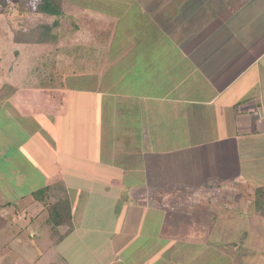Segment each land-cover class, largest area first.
I'll return each mask as SVG.
<instances>
[{"label": "crops", "instance_id": "crops-1", "mask_svg": "<svg viewBox=\"0 0 264 264\" xmlns=\"http://www.w3.org/2000/svg\"><path fill=\"white\" fill-rule=\"evenodd\" d=\"M174 3L170 14L161 5L145 7L151 55L141 71L144 83L119 100H127L124 112L136 105L141 113L117 123L121 135H102L106 122L89 113V90L72 92L74 102L67 90L63 102L42 103L47 89L58 92L53 84L39 90L37 100L28 96L31 85L13 86L17 91L0 97V207L15 205L16 216L31 221L47 212L49 222H61L50 235L60 264H192L207 247L233 244L238 218L225 206L235 198L217 200L225 188L234 190V181H247L213 172L209 187L194 167L171 178L177 167L168 142L196 143L199 127L225 118L233 139L258 141L264 131V0ZM185 30L183 43L177 35ZM185 120L194 122L192 136L172 137L160 128ZM137 124L139 132L132 133ZM192 154L196 162L200 153ZM117 156L123 163L112 160ZM55 213H67L68 222L51 219Z\"/></svg>", "mask_w": 264, "mask_h": 264}, {"label": "rangeland", "instance_id": "rangeland-1", "mask_svg": "<svg viewBox=\"0 0 264 264\" xmlns=\"http://www.w3.org/2000/svg\"><path fill=\"white\" fill-rule=\"evenodd\" d=\"M17 1L10 0L12 7L8 13L0 12V97H8L12 91H17L12 89L13 86L20 89L31 85L34 90L27 91L28 96L31 100H37L38 91H44L45 87L53 84L52 88L56 86L58 92L53 93L47 89V93L42 94V103H48L50 100L61 103L67 92V100L74 102L75 94L72 92L89 90L91 92L89 113L94 120L105 119L106 122V130L102 135L111 136L113 134L111 130L116 131L114 134L121 135L123 130L117 123H121L124 117L127 118L126 114L129 115V121H134L138 119V112L141 113L136 105H127L128 111L124 112L127 100L124 101L122 98V104L119 100L124 92L130 95V89L144 83V73L141 74V71L144 72L147 64L146 55H151L147 51V41L151 38L146 37L150 31L145 29L148 16L144 13L145 7L151 4L161 5L167 7L165 14H170V8L177 6L178 3L176 5L174 2L178 0H52L59 4L63 11L55 27L51 26V18L38 15L34 11L36 0H25L30 25L41 24L44 21L52 27L43 35L46 38L43 43H28L14 39V34L17 33L18 37L20 28L25 31L26 27L22 23L21 13L13 8ZM2 4L3 2L0 7ZM187 32L180 31L177 35L184 38L183 43L187 42ZM155 33L158 34L160 31ZM151 37L153 41L150 44L153 45H150L149 49L152 51L154 48L155 54V48L158 47L154 44L159 43L154 35ZM97 88L100 94L93 93ZM120 108L122 113L118 115L116 109ZM228 121L225 118L218 121L216 126L208 123L207 126L199 127L195 134L201 132V136L196 135V143L190 141L192 139L188 142L179 139L176 142L172 140L168 142V148L174 156L170 158L172 167L173 169L177 167L171 178L182 177L179 171L185 167L187 170L194 167L199 168L201 181L206 182L209 187L211 184L207 182L208 174L213 172L219 179L242 177L248 184L243 180L236 183L234 181L232 184L234 190L230 187L225 188L220 193L221 199L217 200L220 203L224 196L229 195L235 198L234 205L229 201L230 206L229 204L225 206L238 218L233 244L225 246L214 244L211 249L207 247L201 253L198 262L192 264H264V218L251 210L253 209L251 189L264 186V131L257 137L258 141L240 142L237 137L233 139ZM193 123L185 120L184 125L178 122V125L174 123L175 126L163 125L160 128H164V134L167 131L171 136H192L195 131ZM137 126L138 124L132 127V133L139 132ZM231 127L232 130L236 128L235 125ZM216 128L221 132L219 135ZM96 132L100 134L98 130ZM220 137L223 141H218ZM175 145L177 147H174ZM194 150L200 153L196 162L191 158ZM107 160L111 162L109 158ZM112 160L123 163L124 159L117 156ZM238 186H241L242 192H238ZM15 208V205L0 207V264L29 262L34 264L36 256L39 257L36 264H48L49 261L50 264H60L58 258L53 257L50 246V235H54L52 234L54 229L57 231L59 229L55 221H48L47 212L41 213L35 221L24 219L23 215L17 217L18 214L13 211ZM58 215L59 217L53 215L51 219L62 218L64 224L68 222L67 213ZM25 230L29 235H23ZM36 232L37 235L34 237L33 234ZM170 261V264H178L174 259Z\"/></svg>", "mask_w": 264, "mask_h": 264}, {"label": "trees", "instance_id": "trees-1", "mask_svg": "<svg viewBox=\"0 0 264 264\" xmlns=\"http://www.w3.org/2000/svg\"><path fill=\"white\" fill-rule=\"evenodd\" d=\"M18 0L15 5H13L14 9L16 8V11H19L21 13V19L23 20L22 23L26 26L25 31H22L17 37V33L14 34V39H21V41L24 42H34V43H43L45 42L46 38H44L43 35L47 33V31L54 26H57V22H59V18L61 15H63V11L61 10V7L59 4H56L52 0H36L37 4L35 7V12H37L38 15L44 16L46 18H51V26L49 24H45L44 21L41 24L36 25H30V20L27 18L28 16V10L25 7L27 1ZM3 2V6L0 7V12L8 13L9 9L12 7L9 3L10 0H0V4ZM58 5V6H56ZM48 29V30H47ZM252 201L251 204L253 205L252 212L254 214H257L264 218V186L256 187L252 194ZM56 212L57 209L53 208ZM54 213V212H53ZM52 215V213H50ZM54 215V214H53ZM55 216H57V213H55ZM56 225H59V221H55Z\"/></svg>", "mask_w": 264, "mask_h": 264}]
</instances>
